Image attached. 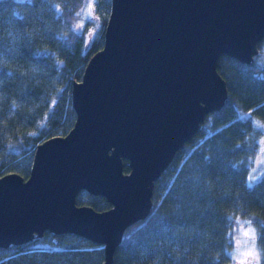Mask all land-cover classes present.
<instances>
[{
	"label": "water",
	"instance_id": "water-1",
	"mask_svg": "<svg viewBox=\"0 0 264 264\" xmlns=\"http://www.w3.org/2000/svg\"><path fill=\"white\" fill-rule=\"evenodd\" d=\"M263 40L264 0H111L103 46L72 86V129L37 146L27 178H0V249L70 233L113 264L155 182L225 105L220 57L252 64ZM83 190L111 208L77 205Z\"/></svg>",
	"mask_w": 264,
	"mask_h": 264
},
{
	"label": "trees",
	"instance_id": "trees-1",
	"mask_svg": "<svg viewBox=\"0 0 264 264\" xmlns=\"http://www.w3.org/2000/svg\"><path fill=\"white\" fill-rule=\"evenodd\" d=\"M85 2L0 0V178H27L37 146L74 125L72 86L102 48L111 8V0H95L103 27L89 41L90 28L74 27ZM218 72L227 83L225 105L206 116L155 182L150 214L125 231L113 264H227L237 221H251L264 264V172L252 179L250 166L263 133L256 121L264 124V67L223 54ZM76 202L111 208L85 190ZM104 258L101 245L49 231L0 249V264H103Z\"/></svg>",
	"mask_w": 264,
	"mask_h": 264
},
{
	"label": "rangeland",
	"instance_id": "rangeland-1",
	"mask_svg": "<svg viewBox=\"0 0 264 264\" xmlns=\"http://www.w3.org/2000/svg\"><path fill=\"white\" fill-rule=\"evenodd\" d=\"M89 5H91V15L90 16L85 15V13H87L89 10L88 9ZM55 8H56V12L58 16H60L62 14L61 8L58 5H56ZM98 12H100V9L97 8L96 10L95 0H86L82 8L80 18L74 24V27L78 30L90 28V31H86L87 35L88 34L90 35L89 41H92L93 39H95L98 34L99 28L103 27L101 23L102 18L100 17V15L98 16L99 14ZM88 22H91V24H88ZM105 28L106 26H104L103 29ZM254 62L256 65L264 67V43L262 45L261 50L259 51V54L255 57ZM261 77H264V75L262 74ZM256 125L257 127L263 130V133H262V136L259 138V150H258L257 156L252 159L251 164H250L252 179H257L264 172V124H262L259 121H256ZM249 186H252V182L249 183ZM246 228L247 227H245V229ZM238 240H241L239 247L241 248L242 253L247 251V248L251 246L250 244L249 245L243 244L239 229H235L234 234L231 235L230 237L231 247L227 251L230 261L227 264H248V260L251 259V257H248L247 259H245L242 255L240 257H237L236 259L233 258V253L235 252L237 248ZM255 248H256V252L258 253L259 259L258 261L253 260L252 264H260L261 254H260V250L256 243H255Z\"/></svg>",
	"mask_w": 264,
	"mask_h": 264
},
{
	"label": "snow or ice",
	"instance_id": "snow-or-ice-1",
	"mask_svg": "<svg viewBox=\"0 0 264 264\" xmlns=\"http://www.w3.org/2000/svg\"><path fill=\"white\" fill-rule=\"evenodd\" d=\"M88 12L85 13V15H91V5L88 6ZM77 15H80L78 13ZM237 223L240 225L239 232L240 236L242 238V242L244 245H251L250 247L247 248V251L241 252V248L239 247L241 240L237 241V248L235 252L233 253V258L236 259L237 257H240L241 255L247 259L248 257H251L250 260H248V264H252V261H258L259 256L258 253L256 252L255 248V240H256V233L255 230L251 227V221H244L240 222L237 221ZM244 225H247V228L245 229Z\"/></svg>",
	"mask_w": 264,
	"mask_h": 264
}]
</instances>
